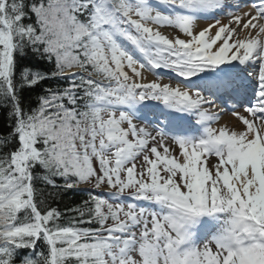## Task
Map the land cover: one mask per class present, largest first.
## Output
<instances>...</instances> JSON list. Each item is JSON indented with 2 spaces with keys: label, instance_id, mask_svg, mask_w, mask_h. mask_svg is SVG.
<instances>
[{
  "label": "snow or ice",
  "instance_id": "6c2138e0",
  "mask_svg": "<svg viewBox=\"0 0 264 264\" xmlns=\"http://www.w3.org/2000/svg\"><path fill=\"white\" fill-rule=\"evenodd\" d=\"M0 113V264H264V0H0Z\"/></svg>",
  "mask_w": 264,
  "mask_h": 264
},
{
  "label": "trees",
  "instance_id": "16d2710c",
  "mask_svg": "<svg viewBox=\"0 0 264 264\" xmlns=\"http://www.w3.org/2000/svg\"><path fill=\"white\" fill-rule=\"evenodd\" d=\"M54 85V82H52ZM39 91V90H38ZM36 98V94L33 93L29 99L30 100H35ZM6 127V123L4 120V114L0 113V130L4 129ZM79 194H75V193H69L66 196H64L62 199L59 200L58 202V206L63 209L65 206H73L74 202H77L79 200Z\"/></svg>",
  "mask_w": 264,
  "mask_h": 264
},
{
  "label": "bare ground",
  "instance_id": "6f19581e",
  "mask_svg": "<svg viewBox=\"0 0 264 264\" xmlns=\"http://www.w3.org/2000/svg\"><path fill=\"white\" fill-rule=\"evenodd\" d=\"M224 119H225V120H228V117H225Z\"/></svg>",
  "mask_w": 264,
  "mask_h": 264
}]
</instances>
